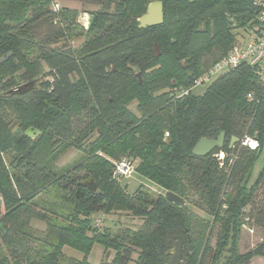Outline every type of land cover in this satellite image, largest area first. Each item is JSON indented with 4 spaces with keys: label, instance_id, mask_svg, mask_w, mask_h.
<instances>
[{
    "label": "trees",
    "instance_id": "16d2710c",
    "mask_svg": "<svg viewBox=\"0 0 264 264\" xmlns=\"http://www.w3.org/2000/svg\"><path fill=\"white\" fill-rule=\"evenodd\" d=\"M95 1L103 7L93 12L90 29L84 27L95 39L61 49L52 45L70 36L78 11L61 7L55 12L54 0H0V60L11 54L0 62V225L15 223L17 212L29 207L47 221V233L56 240L49 253L28 255L25 264H60L65 246L84 255L73 264H92L88 253L95 243L116 252L111 262L100 264H170L167 251L178 235L185 240V264H250L264 256V238L245 253L238 243L245 224L264 227V163L256 179L247 181L261 155L264 162V92L254 68L244 64L225 71L206 84L203 94L173 92L191 86L231 49L241 30L258 24L257 7L252 0H162L163 23L140 28L138 18L153 0ZM57 18L59 27L44 38L36 34L40 21ZM155 41L159 57L153 53ZM208 55L213 57L205 64ZM129 65L140 67L142 82ZM37 79L38 87L26 93L1 95ZM135 100L138 113L130 109ZM10 115L20 135H14ZM29 128L40 133L28 137ZM222 131L223 148L205 157L192 154L202 137L217 138ZM246 135L255 136L260 147L242 145ZM233 137L239 141L230 147ZM68 147L86 156L57 175L53 163ZM10 150L17 156L8 164ZM123 158L164 193L144 184L129 193L113 176L114 161ZM77 172L94 178L97 191L71 177ZM50 186L70 194L73 215L64 223L51 221V207L33 199ZM227 187L234 195L223 200ZM167 191L186 204L169 200ZM196 193L206 209L193 198ZM189 200L221 221L214 247L204 240L212 220L190 210ZM225 202L229 210L220 216ZM100 212H126L142 224L122 233L101 231L93 225Z\"/></svg>",
    "mask_w": 264,
    "mask_h": 264
},
{
    "label": "rangeland",
    "instance_id": "374dc122",
    "mask_svg": "<svg viewBox=\"0 0 264 264\" xmlns=\"http://www.w3.org/2000/svg\"><path fill=\"white\" fill-rule=\"evenodd\" d=\"M60 4L61 7H68L79 12L76 17L75 23L73 24V29L68 38L61 39L57 41L52 46L57 48H80L83 46V43L87 40H94L95 37L89 35L84 29V24L87 23L86 14L91 12H96L103 7L102 3L95 0H54ZM52 6V5H51ZM62 22L58 20L56 23L54 19L48 21H40L37 26L36 34L40 38H44L46 34L51 32L60 26ZM239 35L242 37L247 36L246 30H241ZM238 35V39H239ZM213 57V56H212ZM211 55H208L204 58L205 64L211 62ZM207 85H199L194 89L195 94H203ZM4 91L0 87V93ZM130 109L133 112L138 113L137 111V102L136 100L130 104ZM11 126L13 128L14 135H20L18 127V122L11 115ZM33 131V135L36 134L32 128H29L25 135L30 137L28 131ZM220 155V154H219ZM17 151L10 150L5 154L6 161L9 164L10 162H16ZM86 153L82 150H79L75 147H68L67 149L61 151L53 163V170L57 175H61L68 169L73 168L75 165L83 161ZM220 158V157H219ZM263 155L257 160L254 168L251 169V172L247 174V181L252 182L258 176V173L263 166ZM79 172V171H78ZM74 173L71 175L72 178H77L78 180H89L90 177H84L83 173ZM120 184L127 189L129 193H134L136 189L144 184L148 186L155 192L164 193L163 187L158 183L152 182L136 171H132L129 175H124L119 179ZM233 189L227 187L226 194L223 195L222 199L226 200L228 194H232ZM232 194L231 196H233ZM193 198L196 202L200 203L199 194H194ZM37 204L48 205L51 207L52 214L48 216L49 219L53 222L61 224L66 222L65 220L71 219L73 215L72 202L70 194L64 192L62 188L56 186H50L42 190L38 196L34 197ZM30 204V202H29ZM27 204V206L29 205ZM191 200L187 201V205L193 212L197 213L199 216H207V219L212 220L210 226L205 230L204 240L209 242V244L214 247L216 240L218 238V233L221 228V221H215L216 216L212 218L211 215L206 213L203 209L197 208ZM204 209L207 207L202 202L200 203ZM54 205V206H52ZM29 207H23L19 212H17V220L15 223L11 221H2L3 231L0 229V264H25V258L28 255L34 257H40L43 254L49 253L53 246L51 244L56 243V240L53 239L47 233V221H43L41 218H38L37 214L28 212ZM39 208H37L38 210ZM1 212H4L3 206H0ZM33 210V211H37ZM229 210L228 202L223 203V207L219 208L220 216H224ZM232 212H229V216H232ZM96 222L98 226L96 225ZM142 224V219L138 217H133L130 214L116 213V214H106V213H96L93 218V225L101 231H104L105 228H111L112 231L117 233H122L125 228L129 227L135 229ZM118 230H120L118 232ZM193 236L192 232H190ZM8 236L7 239H4L2 236ZM194 237V236H193ZM264 238V227L258 224H245L242 228V232L239 238V250L241 253H245L248 250L257 246L262 242ZM188 244L186 243V246ZM191 245V244H190ZM192 246V245H191ZM192 251V250H191ZM116 252L114 249H106L103 245L95 243L88 253V260L92 264H100L102 261L111 262L114 259ZM84 255L78 250L65 246L63 247V257L60 260V264H73L76 260H80ZM184 257V256H183ZM137 258V254L133 255V260ZM206 260H209V254L206 255ZM130 264H134L132 261ZM182 264H185V259L183 258ZM250 264H264V256H256L250 262Z\"/></svg>",
    "mask_w": 264,
    "mask_h": 264
},
{
    "label": "built area",
    "instance_id": "2783aa9c",
    "mask_svg": "<svg viewBox=\"0 0 264 264\" xmlns=\"http://www.w3.org/2000/svg\"><path fill=\"white\" fill-rule=\"evenodd\" d=\"M252 2L258 9V24L249 31H246L247 36L242 37V35H239V39L237 36L236 42L231 49L219 60L214 62L201 76L195 79L191 86H177L173 90L174 94L177 96L188 95L197 86L208 84L225 71L238 68L244 64L254 68L257 79L264 92V0H252ZM60 9V4L54 2L53 10L58 12ZM249 97L253 98L251 95ZM167 135L169 134L167 133ZM242 145L250 149H257L260 147V142L255 136L246 135L242 140ZM114 164L113 176L118 179L135 171L134 162L129 158L114 161ZM96 225L98 226L97 222Z\"/></svg>",
    "mask_w": 264,
    "mask_h": 264
},
{
    "label": "water",
    "instance_id": "95a60500",
    "mask_svg": "<svg viewBox=\"0 0 264 264\" xmlns=\"http://www.w3.org/2000/svg\"><path fill=\"white\" fill-rule=\"evenodd\" d=\"M86 17H87V23L85 27L86 29H90L92 25V15L89 13L86 15ZM163 21H164V3L162 0H153L152 2L149 3L146 12L138 18V23H139L138 25L140 28H148V27L161 25ZM152 49L156 57L162 55V51L159 47V44L156 41L153 43ZM10 56L11 54L6 56L5 58H2L0 62L5 61ZM129 67L137 74L140 82H142V73L140 67L137 65H129ZM39 83H40V79L31 82H26L24 84H21L15 88H12L2 93L1 95L12 96L14 94H23L38 87ZM34 132L36 134L33 135V131L30 130L28 131L27 134H29L30 137H35L37 134L40 133L39 130H35ZM225 139H226V134L224 131H222L217 138L202 137L193 147L192 154L200 157H205L209 155L216 148H223L225 145ZM170 140L171 138L167 140V143H170ZM238 141L239 138L233 137L230 143V147H232L234 143ZM80 184L85 186L91 192H95L98 189V185L94 178H90L89 180H83L80 182ZM165 196L169 200L180 206L186 204L185 198L179 196L178 194L172 191H167L165 193ZM0 228L3 229V224L0 225ZM3 232L5 233L4 230ZM187 239L189 244H191L192 239L190 233H187ZM184 245H185L184 237L182 235L176 236L173 247L167 251V255L171 257L170 264L182 263L184 256ZM191 247L192 246L190 245V248Z\"/></svg>",
    "mask_w": 264,
    "mask_h": 264
},
{
    "label": "flooded vegetation",
    "instance_id": "af4514ba",
    "mask_svg": "<svg viewBox=\"0 0 264 264\" xmlns=\"http://www.w3.org/2000/svg\"><path fill=\"white\" fill-rule=\"evenodd\" d=\"M87 14H89V13H87ZM87 14H86V15H87ZM90 14L92 15V24H93L94 19H95V16H94L93 12H91ZM86 15H85V16H86ZM86 19H87V17H86ZM85 26H86V24H84V27H85ZM91 26H92V25H91ZM85 28H86V27H85ZM88 32H90V31L88 30Z\"/></svg>",
    "mask_w": 264,
    "mask_h": 264
}]
</instances>
